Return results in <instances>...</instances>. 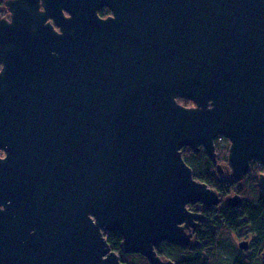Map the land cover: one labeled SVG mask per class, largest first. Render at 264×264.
Instances as JSON below:
<instances>
[{
  "label": "water",
  "instance_id": "1",
  "mask_svg": "<svg viewBox=\"0 0 264 264\" xmlns=\"http://www.w3.org/2000/svg\"><path fill=\"white\" fill-rule=\"evenodd\" d=\"M5 6L0 264H126L105 235L116 231L123 251L175 264L156 247L189 245L206 217L189 205L222 202L182 150L216 161L220 136L228 175L241 180L256 160L264 193V0Z\"/></svg>",
  "mask_w": 264,
  "mask_h": 264
},
{
  "label": "trees",
  "instance_id": "2",
  "mask_svg": "<svg viewBox=\"0 0 264 264\" xmlns=\"http://www.w3.org/2000/svg\"><path fill=\"white\" fill-rule=\"evenodd\" d=\"M5 1L0 0V13ZM179 101L185 105L191 102L185 97H180ZM182 151L195 178L217 190L222 202L212 207L200 203L189 205L191 210L202 211L206 216L194 230L191 243L184 246L164 241L156 247L157 253L162 258L172 259L175 264H264V258L261 257L264 253V193L259 185L263 168L259 162L252 161L244 177L236 180L219 171L221 158L217 150V161L203 147L196 151L186 146ZM236 193L242 196L241 204L231 206L224 202L227 196ZM232 234L248 240L250 248L244 251L239 244L236 246L230 239ZM105 235L111 249L119 254L122 262L151 264L140 253L123 251L122 236L118 231Z\"/></svg>",
  "mask_w": 264,
  "mask_h": 264
},
{
  "label": "rangeland",
  "instance_id": "3",
  "mask_svg": "<svg viewBox=\"0 0 264 264\" xmlns=\"http://www.w3.org/2000/svg\"><path fill=\"white\" fill-rule=\"evenodd\" d=\"M10 15H11V13L9 12L8 8L4 5L3 10L0 13V17H10ZM187 104L190 106L192 104V102H189ZM230 145H231V141L227 137L220 136L218 138V149H219L218 153H219V156L221 158V162L219 163V161H218V163L221 164L222 167H224V173L225 174H228L229 170H231L229 162H228V154H229ZM227 150H228V152H227ZM230 239L236 246H238L240 241L244 240V238L243 239L237 238L235 234H232L230 236ZM242 250H244V249H242ZM262 256H264L263 252L261 254V257Z\"/></svg>",
  "mask_w": 264,
  "mask_h": 264
},
{
  "label": "flooded vegetation",
  "instance_id": "4",
  "mask_svg": "<svg viewBox=\"0 0 264 264\" xmlns=\"http://www.w3.org/2000/svg\"><path fill=\"white\" fill-rule=\"evenodd\" d=\"M99 14H100V16L101 17H103V18H106V17H109V16H111L112 15V11L108 8V7H105V8H102L100 11H99ZM192 102V104L190 105L191 107H193V106H195V103L193 102V101H191ZM183 105H185V104H183ZM193 105V106H192ZM185 106H187V107H189V105L187 104V105H185ZM0 154L2 155V157H5L6 156V152H4V151H1L0 152ZM4 208V207H3ZM195 230V229H194ZM194 230H193V233H194ZM250 247H248V249H249ZM247 249V250H248ZM264 255V254H263ZM263 258H264V256H262Z\"/></svg>",
  "mask_w": 264,
  "mask_h": 264
}]
</instances>
